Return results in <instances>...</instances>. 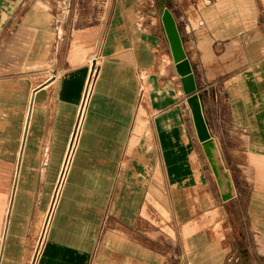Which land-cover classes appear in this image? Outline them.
Returning a JSON list of instances; mask_svg holds the SVG:
<instances>
[{"label":"crops","instance_id":"crops-1","mask_svg":"<svg viewBox=\"0 0 264 264\" xmlns=\"http://www.w3.org/2000/svg\"><path fill=\"white\" fill-rule=\"evenodd\" d=\"M105 4L49 68L42 0H0V264L37 259L72 146L36 264H264V0Z\"/></svg>","mask_w":264,"mask_h":264},{"label":"rangeland","instance_id":"rangeland-1","mask_svg":"<svg viewBox=\"0 0 264 264\" xmlns=\"http://www.w3.org/2000/svg\"><path fill=\"white\" fill-rule=\"evenodd\" d=\"M42 0V8L45 10L46 14L48 15L52 28H48L44 32V40L47 44L46 49L43 53V62L45 63L44 66H49V68L52 66L54 59L51 58L50 53L48 52V47L53 43L54 36L56 35V29L58 28L59 22L56 20L59 18H63V15L74 16L76 18V26L78 28H83V26L87 25L84 23L85 18H89L90 16L95 15H101L102 13L107 10L108 5L106 6L105 1L106 0ZM103 10H105L103 12ZM101 11V13H100ZM64 20V19H63ZM61 24L63 25V21H61ZM61 27V26H60ZM264 57V56H263ZM89 66L91 68L93 67L96 71V66L93 65V60L88 61ZM93 69V74L95 73ZM50 73L46 74L49 75ZM44 75V78L45 76ZM90 82L92 80H89ZM47 214V213H46ZM46 216V215H45ZM234 255H237L239 257V254L233 252ZM240 262V260H238Z\"/></svg>","mask_w":264,"mask_h":264},{"label":"water","instance_id":"water-1","mask_svg":"<svg viewBox=\"0 0 264 264\" xmlns=\"http://www.w3.org/2000/svg\"><path fill=\"white\" fill-rule=\"evenodd\" d=\"M162 21L170 43L172 56L176 63L177 72L181 76L183 91L186 94L191 93L196 89L194 75L184 52L182 39L180 37L177 25L168 9L163 11Z\"/></svg>","mask_w":264,"mask_h":264},{"label":"bare ground","instance_id":"bare-ground-1","mask_svg":"<svg viewBox=\"0 0 264 264\" xmlns=\"http://www.w3.org/2000/svg\"><path fill=\"white\" fill-rule=\"evenodd\" d=\"M94 72H95V69H94ZM90 85H91V83H90ZM86 103V102H85ZM85 109V105L83 106V108H82V113H80V122H81V119H82V115H83V110ZM206 137V136H205ZM206 139V138H205ZM78 148V146H72L71 148H70V155L71 156H69V158L71 157V160L69 161V158H68V162H66L65 163V167H64V170H63V172H62V178H60V186H59V191L56 193V196L53 198V202H52V205H51V207H49L50 209H48V211H47V214H46V218H45V220H44V225H43V232L41 233V236H40V240H39V247H38V256H37V259L35 260V262L33 263V264H36L37 263V261H38V258H39V256H40V254H41V252H42V250H43V247H44V245L46 244V240H47V237H48V234H49V232H50V226H52L51 225V223H52V219H53V215H54V213H55V210H56V208H57V205H58V199H59V196H60V191H61V187H62V181L64 180V175H65V172H66V170L68 169V166H69V164H70V166L73 164V161L74 160H72V153H73V151L74 150H76L77 148ZM77 152V151H76ZM75 152V153H76ZM78 153V152H77ZM76 153V154H77ZM75 154V155H76ZM81 156V155H80ZM76 157V156H75ZM81 158V157H80ZM67 161V160H66ZM83 200V199H82ZM76 206V205H75ZM84 210V209H83ZM82 212V211H81ZM57 215V214H56ZM73 215V214H72ZM86 215H91L90 213H88V214H86ZM70 216V215H69ZM74 216H75V214H74ZM85 216V215H84ZM79 217V216H78ZM82 218V217H81ZM84 218V217H83ZM76 219V218H75ZM88 219V218H87ZM78 220V219H77ZM73 221V220H72ZM76 222V221H75ZM78 222V221H77ZM74 224V223H73ZM76 225V224H75ZM78 227H79V225H78ZM72 228V227H71ZM74 228V227H73ZM80 228V227H79ZM78 228V230H80ZM52 230V229H51ZM62 230V229H61ZM63 230H64V228H63ZM66 230V229H65ZM52 233V232H51ZM74 233V232H73ZM39 234H40V230H39V232H38V236H39ZM35 243H36V241L34 242V245H35ZM49 243V242H48ZM52 243V242H51ZM50 244V243H49ZM48 247V246H47ZM53 249V248H52ZM54 250V249H53ZM46 253V252H45ZM32 255V254H31ZM31 255H29V261H30V257H31ZM47 258V257H46ZM50 258V257H49ZM53 258V257H52ZM34 259V258H33ZM43 259V258H42ZM41 259V260H42ZM53 261H55V260H52V262ZM57 261V260H56ZM65 262V261H64ZM55 263V262H54ZM48 264V263H47ZM60 264H62V263H60Z\"/></svg>","mask_w":264,"mask_h":264},{"label":"built area","instance_id":"built-area-1","mask_svg":"<svg viewBox=\"0 0 264 264\" xmlns=\"http://www.w3.org/2000/svg\"><path fill=\"white\" fill-rule=\"evenodd\" d=\"M209 2L210 0H206V3H209ZM238 260H239V257L237 255L230 254L227 257L225 264H236L238 263Z\"/></svg>","mask_w":264,"mask_h":264}]
</instances>
